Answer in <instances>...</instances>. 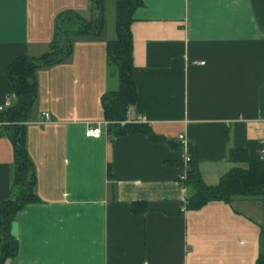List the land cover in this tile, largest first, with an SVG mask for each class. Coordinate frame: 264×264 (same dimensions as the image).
I'll return each mask as SVG.
<instances>
[{
	"label": "crops",
	"instance_id": "1",
	"mask_svg": "<svg viewBox=\"0 0 264 264\" xmlns=\"http://www.w3.org/2000/svg\"><path fill=\"white\" fill-rule=\"evenodd\" d=\"M141 1L130 24L137 99L126 121L146 123L161 139L107 133L101 97L118 89V78L106 59L114 21L103 15L98 34L71 37L65 60L35 72L25 142L37 201L16 214L17 254L4 264L264 261V202L185 209L179 177L188 162L178 138L207 185L232 167L231 150L260 157L264 0ZM67 10L96 15L90 0H0L1 106L14 100L8 64L47 51ZM44 112L50 122L41 123ZM95 124L101 135L86 137ZM12 160L11 142L0 137V202L11 195Z\"/></svg>",
	"mask_w": 264,
	"mask_h": 264
},
{
	"label": "trees",
	"instance_id": "2",
	"mask_svg": "<svg viewBox=\"0 0 264 264\" xmlns=\"http://www.w3.org/2000/svg\"><path fill=\"white\" fill-rule=\"evenodd\" d=\"M104 1L90 0L96 13L93 19L87 20L72 10L59 13L47 51L39 57H16L5 69L14 100L0 111V137H6L11 142L13 160L11 195L0 202V264L17 254V239L10 235V225L15 221L16 214L27 203L37 201L33 165L25 142V123L37 94L35 72L38 68L65 60L71 52V37L95 35L101 31ZM141 4V0H115V37L106 43V59L111 71L117 75L118 89L103 94L101 104L110 136L143 133L151 141H157L161 137L155 135L146 123L126 121L127 111L137 99L130 24L134 10ZM188 156V167L182 181L188 190L185 209H197L210 201L232 204L236 200L254 199L264 202V158L250 159L245 150H231L228 160L232 167L217 184L207 185L201 178L197 163L190 157L189 148ZM137 206V203H132L131 209L136 211ZM257 264H264L262 257Z\"/></svg>",
	"mask_w": 264,
	"mask_h": 264
},
{
	"label": "built area",
	"instance_id": "3",
	"mask_svg": "<svg viewBox=\"0 0 264 264\" xmlns=\"http://www.w3.org/2000/svg\"><path fill=\"white\" fill-rule=\"evenodd\" d=\"M194 63H197V64H203L202 61L200 62H194ZM6 106H1L0 105V111L3 110ZM42 118L43 120L41 121V123H45V122H50V116H49V113L47 112H44L42 114ZM84 135L86 137H90V138H98L100 135H101V130H100V127H99V124H95V125H89L86 129H85V132H84ZM178 138L181 140V148L185 154V158L188 162L189 160V156H188V142L187 140L184 138L183 135H179ZM261 159L264 158V149L261 150L260 152V155H259ZM180 180H184L185 179V174H182L180 177H179Z\"/></svg>",
	"mask_w": 264,
	"mask_h": 264
},
{
	"label": "rangeland",
	"instance_id": "4",
	"mask_svg": "<svg viewBox=\"0 0 264 264\" xmlns=\"http://www.w3.org/2000/svg\"><path fill=\"white\" fill-rule=\"evenodd\" d=\"M114 14H115V0H105L103 15L105 16L108 25H111L112 22L114 21Z\"/></svg>",
	"mask_w": 264,
	"mask_h": 264
},
{
	"label": "water",
	"instance_id": "5",
	"mask_svg": "<svg viewBox=\"0 0 264 264\" xmlns=\"http://www.w3.org/2000/svg\"><path fill=\"white\" fill-rule=\"evenodd\" d=\"M17 230H18V226H17V222L13 221L10 225V235L12 237H17Z\"/></svg>",
	"mask_w": 264,
	"mask_h": 264
}]
</instances>
